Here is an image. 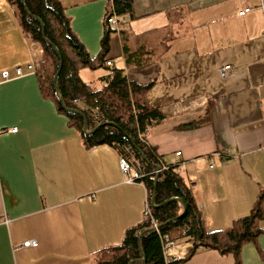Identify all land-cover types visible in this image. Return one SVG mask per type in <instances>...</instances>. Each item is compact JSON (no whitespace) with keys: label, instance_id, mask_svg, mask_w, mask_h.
Returning a JSON list of instances; mask_svg holds the SVG:
<instances>
[{"label":"crops","instance_id":"1","mask_svg":"<svg viewBox=\"0 0 264 264\" xmlns=\"http://www.w3.org/2000/svg\"><path fill=\"white\" fill-rule=\"evenodd\" d=\"M59 1L96 57L109 0ZM121 30L110 34L107 57L129 79L152 82L148 102L166 115L146 132L148 143L190 184L205 228H231L264 192V0H133ZM43 57L11 2L0 0V71ZM228 63L233 69L223 77ZM84 70L81 78L94 84ZM106 72L100 67L101 83ZM120 155L109 144L87 148L43 94L37 72L0 81V264H92L121 244L145 220L148 191L126 181ZM260 221L257 241L242 246L243 264H264ZM27 239L38 246H23ZM173 240L168 255L179 264L235 263L233 254L205 246L190 254L192 241Z\"/></svg>","mask_w":264,"mask_h":264},{"label":"trees","instance_id":"2","mask_svg":"<svg viewBox=\"0 0 264 264\" xmlns=\"http://www.w3.org/2000/svg\"><path fill=\"white\" fill-rule=\"evenodd\" d=\"M24 32L32 40L39 42L44 51L40 67L37 69L39 83L43 94L51 98L59 112L69 119V125L79 131L87 148L109 144L134 165L145 168L147 175L143 178L151 201L155 189V203L151 205L159 230L146 217L143 223L129 229L121 244L102 250L92 264H165L162 236L171 239L186 237L193 242L190 254L205 246L217 249L222 254H233L234 264H243L241 249L247 242H256L263 232L259 222L264 218V192L260 194L251 212L233 221L226 230L208 231L205 228L201 207L198 205L190 184L177 171L176 164H168L169 168L156 173L155 170L163 159L161 155L139 137L148 129L166 119V115L157 107L149 104L147 93L151 83H141L128 78L125 68L114 64L107 57L110 52V34L115 32L107 18L112 14V7L118 15H131L133 0H109L105 15V31L101 39V50L96 57H91L84 44L73 31L70 18L66 15L59 0H9ZM113 5V6H112ZM42 24L45 26L43 36ZM122 41L126 55V65L133 66L135 60L128 56V37L125 30ZM62 57V68L57 76L56 86L53 78L60 65L58 52ZM113 62V65H109ZM84 67L106 69L101 77L103 86L93 89L80 76ZM63 97L65 107L80 109L79 112L66 110L60 101ZM79 100V103L75 100ZM98 109L104 122L91 133L84 131V119H88V129L96 124L89 111ZM208 116V112H207ZM201 120L184 127L193 128L201 124ZM101 124V123H100ZM166 163V162H165ZM189 254V255H190ZM146 257L145 261L141 260ZM172 261L169 264H179Z\"/></svg>","mask_w":264,"mask_h":264},{"label":"built area","instance_id":"3","mask_svg":"<svg viewBox=\"0 0 264 264\" xmlns=\"http://www.w3.org/2000/svg\"><path fill=\"white\" fill-rule=\"evenodd\" d=\"M113 6V5H112ZM252 8L246 7L242 11H240V14L244 15L247 12H249ZM127 20L126 15H118L114 8L112 7V14L108 16L107 21L108 23L113 26L117 30H121L123 28L124 23ZM41 61L39 62H29L24 67L23 66H17L13 70L10 69H4L0 71V81L9 80L14 77L22 76L28 72H36L37 69L40 67ZM109 65H113V62H109ZM233 69L232 64H225L220 68V74L223 77H227L230 73V71ZM75 102L79 103V100H75ZM101 111L99 112L98 109L89 111L90 117L94 120L95 124H100L104 121L103 116H101ZM12 131H17V127H14ZM140 139L144 142H146L150 150L152 151V147L147 141L146 133H140L139 135ZM178 155L181 154V152H177ZM161 163L156 168L155 172L159 173L163 170H166L169 168V165L165 162L160 161ZM119 166L121 171L123 172V175L125 176L126 181L128 182H143V178L147 175V172L145 171V168L141 165H134L132 162L129 161L128 158H126L123 155H120L119 158ZM145 216L151 218L152 225L156 228V230H159L157 221L155 217L152 214L151 209V201L147 196V202L145 207ZM176 243V240H173L170 238L169 235L162 236V244H163V252H164V259L165 264H169L172 261H174L173 258H171L168 254H170V250L172 246ZM23 246L26 247H36L38 246V241L36 239H27L23 241Z\"/></svg>","mask_w":264,"mask_h":264},{"label":"water","instance_id":"4","mask_svg":"<svg viewBox=\"0 0 264 264\" xmlns=\"http://www.w3.org/2000/svg\"><path fill=\"white\" fill-rule=\"evenodd\" d=\"M44 28H45V26L42 24L43 36L45 37ZM54 47L56 48V51L58 52V55H59V58H60V65H59V67H58V69H57V72H56L54 78H53V83H54V85L56 86V88H57V90H58V87H57V84H56V80H57V76H58V74L60 73V70H61V68H62V63H63V61H62L61 54L59 53L57 47H56L55 45H54ZM60 101H61V103L63 104V106L65 107L64 102H63V97H62V96H60ZM65 109H66V110H71V111H76V112H79V113H81L82 115H84V113H83L80 109H77V108L75 109V108L65 107ZM106 123L111 124L112 122H108V121H107V122H104V123L98 124V125H96L93 129L89 130V129H88V119L85 117V119H84V131L87 132V133H91V132H93L95 129H97L100 125H102V124H106ZM175 199L178 200V201H180V202L183 204V212L180 214V215H183L184 212H185V205H184L183 201H182L180 198H177V197L170 198V199L166 200L165 202H163L162 204H164V203H166V202H168V201H170V200H175ZM162 204H156V203H155V189H154V190H153V193H152V197H151V205H154V206L158 207V206H160V205H162ZM145 259H146V257L144 256L141 260L145 261Z\"/></svg>","mask_w":264,"mask_h":264},{"label":"rangeland","instance_id":"5","mask_svg":"<svg viewBox=\"0 0 264 264\" xmlns=\"http://www.w3.org/2000/svg\"><path fill=\"white\" fill-rule=\"evenodd\" d=\"M84 69L85 70H84L83 75L87 77L88 82L90 81V82L94 83L91 85L93 87V89L102 87V83L99 81V70H100V68L99 67L98 68L84 67ZM260 226L262 227L261 221H260Z\"/></svg>","mask_w":264,"mask_h":264}]
</instances>
